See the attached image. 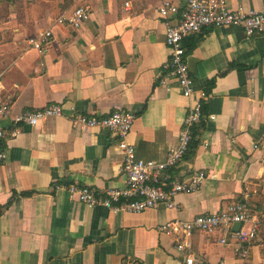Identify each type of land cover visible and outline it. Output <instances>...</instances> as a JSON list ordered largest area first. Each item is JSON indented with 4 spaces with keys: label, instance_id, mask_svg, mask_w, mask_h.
Returning a JSON list of instances; mask_svg holds the SVG:
<instances>
[{
    "label": "crops",
    "instance_id": "1",
    "mask_svg": "<svg viewBox=\"0 0 264 264\" xmlns=\"http://www.w3.org/2000/svg\"><path fill=\"white\" fill-rule=\"evenodd\" d=\"M173 1L179 7L186 2ZM227 2L232 9L264 10V0ZM79 6L90 8L79 29L54 24ZM158 6V0H0V96L15 114L53 104L64 112L22 126L0 143L6 153L0 206L12 199L0 216V264H184L187 255L194 264H264V229L245 244L221 243L220 231L195 232L185 252L157 231L236 202L264 215V153L252 149L264 132V35L205 28L183 41L194 87L208 93L203 113L214 119L195 127V148L169 172L176 179L204 172L197 191L179 194L174 209L158 205L139 214L88 208L68 197L70 185L97 191L125 186L115 136L74 127L71 115H133L127 141L142 160L164 161L177 143L190 101L174 81H158L169 58ZM46 30L49 44L31 48L27 41ZM0 128L11 130L10 120L0 119Z\"/></svg>",
    "mask_w": 264,
    "mask_h": 264
},
{
    "label": "built area",
    "instance_id": "2",
    "mask_svg": "<svg viewBox=\"0 0 264 264\" xmlns=\"http://www.w3.org/2000/svg\"><path fill=\"white\" fill-rule=\"evenodd\" d=\"M158 1V14L164 25V44L169 53L168 60L161 67L158 81L161 85H166L167 81L177 84L180 95L190 101L187 115L178 133L176 145L168 150L165 160L161 162L136 157L133 145L127 141L134 122L133 115L123 111H114L101 118L71 115L69 118L74 127L111 132L123 157L120 166V174L125 178L123 188L104 191L75 185L66 188L69 199L85 207H103L114 214H139L158 205L174 209L175 198L179 194L197 191L206 179L204 172H196L182 179H176L169 172L176 169L188 154L193 129L214 119L203 113L208 95L204 91H196L194 87L183 41L205 28L235 27L247 38L264 35V10H245L241 6L232 9L227 0H186L181 7L173 0ZM89 18L90 8L79 6L61 14L54 20V24L57 27L79 29ZM51 38L52 32L46 30L36 39H29L27 42L31 48L40 51L49 44ZM2 79L3 73H0V87ZM62 116L63 107L57 104L15 114L9 100L0 96V119H9L11 122V130L0 128V143L8 136H15L22 126L35 127L43 120ZM252 149L264 153V132L252 143ZM5 160L6 153L0 147V165ZM234 224H249V228L230 231ZM261 229H264V217L259 218L253 214L242 202L230 204L225 211L217 214H202L188 221L173 220L157 227L158 233L174 238L176 249L180 252L190 250L189 240L195 232L211 234L220 231L223 237L221 243L232 238L245 244L254 240ZM241 254L246 256V250ZM184 264H194L192 255H187Z\"/></svg>",
    "mask_w": 264,
    "mask_h": 264
},
{
    "label": "trees",
    "instance_id": "3",
    "mask_svg": "<svg viewBox=\"0 0 264 264\" xmlns=\"http://www.w3.org/2000/svg\"><path fill=\"white\" fill-rule=\"evenodd\" d=\"M213 85H214V80H212L209 83L208 92L212 89ZM205 93L208 94L207 92H205ZM201 125H203V124H201ZM192 136H193V140H192V142L190 144L189 150L195 148V144H193V143H195L194 142V138L196 136V131L194 129L192 131ZM30 195H31V193H21L20 194L21 197H29ZM11 204H12V199H10L5 205L0 206V216L10 207ZM258 217L261 218V217H264V215L263 216H260L259 215ZM259 232H260V230L258 231V233L256 234V236L259 234Z\"/></svg>",
    "mask_w": 264,
    "mask_h": 264
},
{
    "label": "water",
    "instance_id": "4",
    "mask_svg": "<svg viewBox=\"0 0 264 264\" xmlns=\"http://www.w3.org/2000/svg\"><path fill=\"white\" fill-rule=\"evenodd\" d=\"M240 228H241V224H234V225L232 226V231L236 232V231H238Z\"/></svg>",
    "mask_w": 264,
    "mask_h": 264
}]
</instances>
